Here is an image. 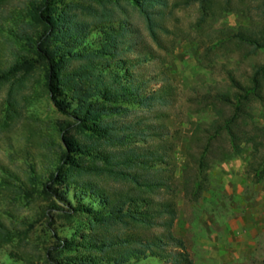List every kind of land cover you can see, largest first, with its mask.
Returning <instances> with one entry per match:
<instances>
[{"label":"rangeland","instance_id":"rangeland-1","mask_svg":"<svg viewBox=\"0 0 264 264\" xmlns=\"http://www.w3.org/2000/svg\"><path fill=\"white\" fill-rule=\"evenodd\" d=\"M69 1L53 0L52 7ZM174 1L168 0L159 44L151 39L142 15L126 7L133 31L126 66L144 83L141 93H155L160 99L149 104H113L118 112L100 117L127 136L101 151L110 149L117 159L152 155L148 164L143 167L137 160L131 166L114 164L110 171L89 168L79 175L84 167H102L104 160L90 148L83 151L77 144L67 148L62 127H70L73 139L87 145L100 134L94 121L80 124L52 104L45 68L35 52L41 32L36 14L43 0H0V264H65L75 257L112 264L105 253L80 243L82 236L92 235L87 225L90 215L80 210L83 199L74 188L62 195L66 179L78 177L113 196L132 193L154 202H174L176 215L170 228L174 239L167 240V253L125 264H184L175 239L183 242L190 264H264V176H256L251 166L258 159L251 143L240 144L238 153L222 159L220 151L230 146L226 136L217 138L206 154L205 188L198 198L185 196L181 188L182 164L190 161L185 156L188 145L198 157L206 144L200 130L217 117L210 97L227 90L231 78L246 81L256 67L264 65V46L238 37L245 31L264 41V0H229L228 4L213 0L212 12L205 17L199 2L174 7ZM77 13L84 18L81 10ZM78 64L79 60H71L63 71ZM251 112L256 132H263L264 99L254 103ZM262 150L259 147L256 154ZM67 153L75 158V166ZM158 154L163 157L154 158ZM189 164L186 175L196 167ZM119 170L136 174L140 183L159 185L146 191ZM130 231L118 224L110 233ZM134 231L144 238L166 232L162 224ZM65 241H70V248L60 247Z\"/></svg>","mask_w":264,"mask_h":264},{"label":"trees","instance_id":"trees-1","mask_svg":"<svg viewBox=\"0 0 264 264\" xmlns=\"http://www.w3.org/2000/svg\"><path fill=\"white\" fill-rule=\"evenodd\" d=\"M212 1L175 0L171 6L199 2L202 16L205 17L212 12ZM52 2L53 0H43L36 14L41 32L35 41V52L45 68L47 91L57 111L79 121L80 124H85L89 120L94 121L96 131L101 136L100 138L98 136L97 141L94 140L87 145L73 139L69 134L70 127H62L61 138L67 148L74 149L75 144L83 151L90 148L104 160L102 167L95 165L84 167L78 174H84L89 168L110 171L114 164L131 166L137 160L145 167L149 160L147 157L152 155L130 154L124 159H117L112 150H100L106 145L122 143L127 137L118 133L112 122L100 120V117L118 112L119 107L113 104L122 102L149 104L160 99L155 97V93H141L144 83L134 78V74L126 66L125 54L133 50L131 38L133 31L126 7L131 6L142 15L151 39L159 44L160 30H165L162 19L168 8V0H90L88 3L82 0L76 3L71 0L61 7H52ZM226 2L230 3L229 0ZM78 10H81L84 18L78 17ZM89 16L92 17L90 21L85 19ZM238 37L242 42L264 46L262 39L245 31H240ZM71 60H79L78 66L64 72L63 69ZM263 99L264 65L256 67L246 81L231 78L227 90L210 97L211 107L216 109L217 117L200 130L204 133L202 138L206 144L198 157L190 152V145L187 147L185 156L196 167L191 168V173L186 175L191 162L185 161L182 164L181 188L185 196L197 199L205 188L206 154L212 148L213 142L222 136H226L230 146L220 151L222 159L238 153L242 148L240 144L251 143L252 154L255 158L258 156L255 162H251V166L256 176H264V131L256 132L257 127L251 112L253 104ZM250 123L254 125L248 129ZM197 134L195 133V136ZM197 137L196 139L200 140V137ZM188 142L190 143V139ZM259 147L263 150L257 155ZM66 156L69 163L75 166V158L69 153ZM162 157L163 154L154 156L156 159ZM118 173L146 191L153 190L159 185L140 183L136 174H125L121 170ZM61 175L62 173L59 176ZM59 176L55 180H59ZM62 188L65 191L62 193L63 196L74 188V194L83 199L79 202L80 210L90 215L87 225L92 235L82 236L80 243L88 249H98L105 253L104 257L109 258L108 262L125 264L131 259L163 257L167 253L165 247L169 244L167 240L174 239L170 232L176 215L172 199L154 202L149 197L132 193L113 196L100 186L80 177L74 181L66 179ZM159 217L163 218L160 223L157 221ZM118 224L131 231L125 235L111 234L112 227ZM157 224L165 226L166 232L153 238H144L134 231L138 227L151 228ZM175 241L183 250L179 254L183 256L184 264H190L183 242L180 239ZM61 246L70 248V241L63 242ZM65 264H94V261L89 257H75V261H68Z\"/></svg>","mask_w":264,"mask_h":264}]
</instances>
